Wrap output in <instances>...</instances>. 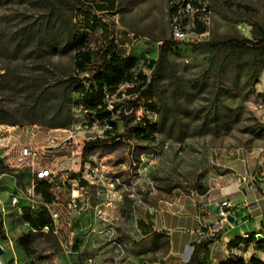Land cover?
Here are the masks:
<instances>
[{
    "label": "rangeland",
    "instance_id": "1",
    "mask_svg": "<svg viewBox=\"0 0 264 264\" xmlns=\"http://www.w3.org/2000/svg\"><path fill=\"white\" fill-rule=\"evenodd\" d=\"M111 1L0 0V107L4 116L18 122L0 124V264H87L90 257L98 264H139L134 253L141 245L151 257H160L167 251L165 234H153L152 243L143 245L125 232L135 212L158 205L161 197L191 194L221 153L249 154L256 166L261 164L264 53L200 44L258 39L259 27L264 29V0H205L206 30L194 40L174 39L170 0ZM80 40L94 54L87 68L77 71L82 79L91 75L108 45L136 58V75L151 76L149 62L158 58L162 43L177 42L161 66L156 92L131 103V84L126 83L107 97L106 108L117 125L111 135L105 128L108 122L88 111L82 93L73 94L68 128L30 123L53 118L52 113L32 111L31 89L73 75ZM160 118H175L177 124H161ZM137 123L157 124L155 138L135 137ZM50 129L49 135L43 134ZM114 134L121 136L83 153L87 142ZM23 145L35 151L33 160H18ZM90 164L99 166L102 178L86 176ZM41 167L54 172L46 187L50 200L37 187L35 195L27 190L32 181L38 183L35 171ZM103 180H114L122 198L110 209L103 204L110 220L90 209V218L78 227L75 214L82 204L70 206L72 190L104 199ZM55 211L56 233L32 232L33 251L27 254L20 242L31 231L25 216L46 212L51 218Z\"/></svg>",
    "mask_w": 264,
    "mask_h": 264
},
{
    "label": "crops",
    "instance_id": "2",
    "mask_svg": "<svg viewBox=\"0 0 264 264\" xmlns=\"http://www.w3.org/2000/svg\"><path fill=\"white\" fill-rule=\"evenodd\" d=\"M259 93H264V86ZM26 131V128L21 130L25 135ZM52 131H43V134L49 135ZM239 154L230 151L216 156L212 172L191 194L161 197L158 205L145 206L135 212L134 220L128 225L130 230L125 232L143 241V245L152 243V235L156 233L165 234L168 241L167 251L157 258L151 257L141 245L134 253L139 264H185L195 250V264H237L240 261L264 264V152L257 166L255 156ZM106 199L82 193L78 199L82 205L75 214L78 227L84 226L90 211L94 213L95 205L104 204ZM224 200H229L233 206L230 214L233 221L219 226L217 210ZM107 209L110 208L107 206ZM103 217L110 220L107 211Z\"/></svg>",
    "mask_w": 264,
    "mask_h": 264
},
{
    "label": "trees",
    "instance_id": "3",
    "mask_svg": "<svg viewBox=\"0 0 264 264\" xmlns=\"http://www.w3.org/2000/svg\"><path fill=\"white\" fill-rule=\"evenodd\" d=\"M112 2L111 0H108ZM171 2L173 0H170ZM203 3L205 0H201ZM98 3V2H97ZM247 10L251 8L247 5H239ZM203 7L202 4L200 6ZM81 10L85 11L84 8ZM207 10V8H206ZM174 9H171L173 13ZM87 12V11H85ZM206 13V12H205ZM196 31L202 34L206 30L205 24L200 20V12L196 14ZM260 37L258 39H226V40H213L203 42L200 45L206 46L211 49H224L230 51H247L255 53H264V29L259 27ZM76 45L74 53V64L76 72L73 75L68 76L66 79H59L52 84H46L43 87L35 88L31 90L32 93V111L34 113H39L46 115L48 113L53 114V118L48 121H40L36 119H31L30 123H39L47 125L51 128H68L73 121L72 118V100L73 94L82 93L84 95V100L87 105L89 112L96 115V118L101 120H106L111 126V129L106 130L109 135L111 131L117 129V125L112 121V110L106 108V100L109 95H114L119 92V88L123 84H131V87L127 90L128 93L134 96L131 103H136L137 101L147 98L152 93L157 91V81L159 77V72L163 63L168 60V53L174 45L177 44L176 41L166 40L162 43L160 47V52L156 60H151L149 66L152 69L151 76H148L144 72H140L137 75L134 73V67L136 65V58L129 56H122L116 49L112 48L110 45L103 50L100 56V62L94 63V70L90 76L85 79L80 78V74L77 73L83 71L87 68L93 60V52L86 47H83V40L78 42ZM88 82L89 84H87ZM259 96L264 101V93H259ZM51 101V102H50ZM50 103V104H49ZM2 108L0 107V124L5 123L9 125H18V122L14 119L4 116ZM161 124L170 123V126H176L177 122L175 118H160ZM158 131L157 124L153 126L143 125L142 123H137L134 134L135 137L151 140L155 138V133ZM121 134H114L110 137L98 139L94 141H89L85 144L83 153L86 154L89 151L91 145L97 143H106L108 141H114ZM0 166L4 167V162L0 157ZM20 180H18L19 182ZM48 182L46 180L38 181L36 187L42 192L43 197L46 200H50V194L46 187ZM28 223L31 227H40L46 224L50 225V233L54 234V223L52 219L46 212H41L36 218L31 215H26ZM21 246L24 251L28 254L33 251L31 247L32 242V232L24 234L21 238ZM238 242L237 245H239ZM196 250L190 257V259L185 264H195L196 263ZM243 262H238L237 264H242Z\"/></svg>",
    "mask_w": 264,
    "mask_h": 264
},
{
    "label": "built area",
    "instance_id": "4",
    "mask_svg": "<svg viewBox=\"0 0 264 264\" xmlns=\"http://www.w3.org/2000/svg\"><path fill=\"white\" fill-rule=\"evenodd\" d=\"M202 4V8L200 7ZM201 0H173L172 8L174 9L172 13V26L171 31L176 40H194L199 39L201 34L196 31V14L200 12V20L204 23L202 19V15L206 12V6ZM203 34V33H202ZM134 98V96H133ZM106 130L111 129L112 126L109 123H106ZM35 151L29 145H23L19 149L18 160L20 162H25L28 160H33L35 158ZM101 169L97 165H88L85 173L86 176H97L98 178H102L99 173ZM54 176V172L49 168L41 167L35 171V177L38 181L46 180L49 181V178ZM104 186L107 191V199L104 202L106 206H113L114 202L120 200L122 198L121 192L116 188V182L114 180H103ZM36 183L32 181L31 185L28 186L27 190L30 195L36 194ZM81 197L79 191L74 189L72 190L71 198H70V206L72 208H77L79 206L78 199ZM233 208L231 202L229 200L222 201L217 210V215L219 220L217 224L220 226L224 222H229L227 216L232 214L231 209ZM151 211L155 212V209ZM105 208H103L102 204H97L94 207V214L97 217H102L105 215ZM51 219L54 223V233H56V223L59 218V213L57 211L51 212ZM50 225L46 224L44 226H40L38 228L31 227V232H44L50 233ZM87 264H98L96 260L92 257L88 258Z\"/></svg>",
    "mask_w": 264,
    "mask_h": 264
},
{
    "label": "water",
    "instance_id": "5",
    "mask_svg": "<svg viewBox=\"0 0 264 264\" xmlns=\"http://www.w3.org/2000/svg\"><path fill=\"white\" fill-rule=\"evenodd\" d=\"M227 218L229 221H233V217L231 215H228ZM2 253H3V249L0 247V254Z\"/></svg>",
    "mask_w": 264,
    "mask_h": 264
}]
</instances>
